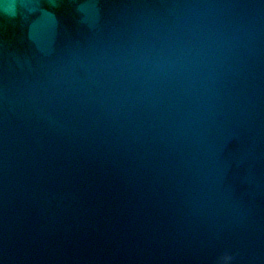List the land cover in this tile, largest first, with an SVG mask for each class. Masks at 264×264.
<instances>
[{
    "label": "water",
    "instance_id": "obj_1",
    "mask_svg": "<svg viewBox=\"0 0 264 264\" xmlns=\"http://www.w3.org/2000/svg\"><path fill=\"white\" fill-rule=\"evenodd\" d=\"M0 264H264V0H0Z\"/></svg>",
    "mask_w": 264,
    "mask_h": 264
},
{
    "label": "clouds",
    "instance_id": "obj_2",
    "mask_svg": "<svg viewBox=\"0 0 264 264\" xmlns=\"http://www.w3.org/2000/svg\"><path fill=\"white\" fill-rule=\"evenodd\" d=\"M25 3H29V0H25Z\"/></svg>",
    "mask_w": 264,
    "mask_h": 264
}]
</instances>
